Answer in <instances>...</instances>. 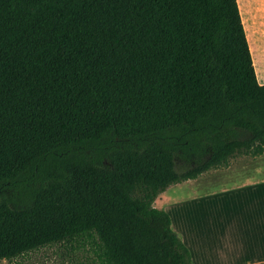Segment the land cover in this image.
Here are the masks:
<instances>
[{
  "label": "trees",
  "instance_id": "1",
  "mask_svg": "<svg viewBox=\"0 0 264 264\" xmlns=\"http://www.w3.org/2000/svg\"><path fill=\"white\" fill-rule=\"evenodd\" d=\"M263 150L237 0H0V261L193 264L154 200Z\"/></svg>",
  "mask_w": 264,
  "mask_h": 264
},
{
  "label": "crops",
  "instance_id": "2",
  "mask_svg": "<svg viewBox=\"0 0 264 264\" xmlns=\"http://www.w3.org/2000/svg\"><path fill=\"white\" fill-rule=\"evenodd\" d=\"M248 2V17L252 11L254 24L251 38L258 41L264 38L256 30L257 25L264 28V0ZM246 38L249 45L247 34ZM253 66L258 84L264 85V69L260 73L254 61ZM153 207L169 215L171 228L189 250L193 264H264V150L254 158L234 157L226 168L169 186ZM52 245L69 247L75 264H84L82 251L65 241L2 261L23 264L21 259Z\"/></svg>",
  "mask_w": 264,
  "mask_h": 264
},
{
  "label": "rangeland",
  "instance_id": "3",
  "mask_svg": "<svg viewBox=\"0 0 264 264\" xmlns=\"http://www.w3.org/2000/svg\"><path fill=\"white\" fill-rule=\"evenodd\" d=\"M238 3V2H237ZM239 6H240V15L242 19V23L244 26V30L246 31L245 34H247V37L249 39V46L252 53L253 61L255 63V66L257 69H259L260 73L264 69V38L254 41L252 37V27L253 24V17H252V11H251V18L248 17V11H249V2L248 0H239ZM258 35L264 34V28L262 26L257 25ZM176 164V171L177 172H183L189 166L184 163V161L180 159L175 160ZM58 252H61L62 255L58 257ZM71 253V250L69 247H63V246H55L52 245L47 248H43L39 250L37 253H31L24 259H21V263L23 264H75L73 253ZM69 256H66V255ZM15 261L6 262V261H0V264H15Z\"/></svg>",
  "mask_w": 264,
  "mask_h": 264
}]
</instances>
